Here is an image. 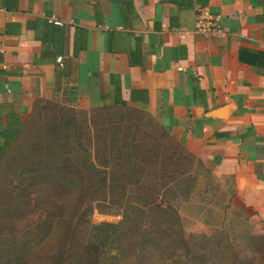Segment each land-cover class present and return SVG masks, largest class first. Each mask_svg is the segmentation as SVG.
<instances>
[{
	"label": "crops",
	"instance_id": "obj_1",
	"mask_svg": "<svg viewBox=\"0 0 264 264\" xmlns=\"http://www.w3.org/2000/svg\"><path fill=\"white\" fill-rule=\"evenodd\" d=\"M204 7L224 36L196 30ZM0 43V170L45 105L131 107L213 182L207 207L181 206L185 232L264 234V0H0Z\"/></svg>",
	"mask_w": 264,
	"mask_h": 264
},
{
	"label": "trees",
	"instance_id": "obj_2",
	"mask_svg": "<svg viewBox=\"0 0 264 264\" xmlns=\"http://www.w3.org/2000/svg\"><path fill=\"white\" fill-rule=\"evenodd\" d=\"M45 109H50L52 116L63 112L57 120L46 125L48 136L35 145L29 158L21 157L19 163L18 155L7 156L1 165L0 174L12 177L5 183L0 177V190L3 191L0 193V264H61L58 262L63 259L60 241L64 231L69 229L65 221L75 213L80 214L82 208V202L72 199L82 197L89 179L102 187L109 202L110 199L114 202L113 193L118 191L122 219L118 223H92L95 206L90 203L82 208L84 214L77 217L81 224L75 237L76 240L82 238L83 245L81 254L72 264H207L209 253L191 246L178 209L158 199L154 193L149 194L147 182L142 183L158 168V148L141 150L133 140L118 144L108 136L105 128H92V132L85 135L80 125L82 121L72 111L87 116V110L56 105H45ZM87 117L90 122L89 113ZM56 121L60 133L53 127ZM164 133L172 140L167 131ZM172 141L177 146L173 153L179 158L173 161L163 149V159L159 161L163 177L166 176L165 167L176 161L183 167L178 174H187L196 159L181 144ZM147 165L156 169H147ZM137 173L142 179L137 180ZM175 175L173 173L171 178ZM30 178L33 182L37 179L43 182L37 187L43 190L40 197L31 195L35 186L31 187V183L24 180ZM156 180L155 192L167 189L171 182L161 179L159 174ZM132 185L136 189L131 190ZM57 205L62 207L61 213ZM112 208L99 209L109 213L115 210ZM70 210H75L71 216L67 213ZM245 237L264 249V234L246 232ZM69 240L71 238H66ZM234 254L232 261L222 264H252L242 250L235 248Z\"/></svg>",
	"mask_w": 264,
	"mask_h": 264
},
{
	"label": "rangeland",
	"instance_id": "obj_3",
	"mask_svg": "<svg viewBox=\"0 0 264 264\" xmlns=\"http://www.w3.org/2000/svg\"><path fill=\"white\" fill-rule=\"evenodd\" d=\"M49 110L50 109L44 110V113L46 112V114H43L42 111L43 115L41 114V116L38 118V123L32 125L31 130H29L28 132L27 138L22 141L19 150H17L18 154H16L18 155V162L21 160V157L29 158L30 154L35 149V145L48 136V134H46V125H49V122L51 120H57L59 115H62L63 113L62 111H59L60 114L52 116L53 113H51ZM55 111L57 112V109H55ZM87 111L91 116L90 122L88 121L89 117H87L88 113L87 116H85L84 113L72 111V113L76 114L79 120L82 121L80 125L82 128H84L83 132H85V135L88 132H92V128L94 130L95 128H105L108 130V136H110L112 139L114 138V140L118 144H122L123 142L128 140L129 142L133 140L135 141L134 144L137 145V148H141V150L149 148L159 149L157 170H153V174L149 176L147 180L144 178V180L142 181V183L145 181L147 182L150 189L149 194L154 193V195H156L158 199H161L162 201L167 203L170 202L172 205H174V207L178 209L180 215L181 206L188 204V201H191L190 203H193L192 205H195L197 207H201L202 205L206 204V200L204 199L206 195H202L201 193L207 191V189L212 186L211 184L213 182H209L206 179L205 173H208V171L206 167L203 164L197 162L196 159L193 160L192 170L187 172V174H178V172H180L183 167L179 166V163H177L176 161V163L167 165L165 167L166 176H162L163 171L160 170L161 163H159V161L163 159L161 158V153L164 151L163 149L167 151L166 156L172 157L173 161L179 158V155H175V153H173L174 150H177V146L175 145V143H173L172 140L165 137L163 128L152 115L145 111L125 106H106L95 111ZM57 122L58 121L53 122V127L55 128V130H57L59 125L57 124ZM57 132L60 133L61 129L57 130ZM87 142H89V140H87ZM35 152V154L37 155L38 150H36ZM145 158H147V156H145ZM147 161L149 162L150 159L147 158ZM150 168V165H147V169ZM173 173H175L176 175L174 176V178H171ZM158 174L161 179L163 178L165 180H170L171 182L168 185L167 189L155 192V182L158 181H155V176ZM200 175H202L203 180H198ZM0 177L1 179H4L1 182L5 183V181L10 179L12 176H5V173H2L0 174ZM136 177L137 180L140 177L142 179V176L139 173H137ZM31 179L32 178L24 179L26 182L31 183V187L35 186L34 190H32L33 192L31 193V195L34 197H40L39 195L43 193V190H37V187L43 182L38 179L36 180V182H33V179ZM86 181L87 185L85 190L83 191L82 197L73 198L72 200L74 201L77 199V203L82 202V208L86 207L87 204L90 203H92L91 205L95 206L93 214L91 216L92 223H98L102 221L115 223L120 222L122 219V210L117 202L120 200V194L118 193V191L115 190L113 193V198L115 199L114 202L111 199V202H109V199L104 197L102 187H97V183H91L90 179ZM132 189H136V187L132 185L131 190ZM2 192L3 191L0 190L1 194ZM106 207H113L112 209L115 210L113 212L103 213L99 209ZM205 207H207V205H205ZM82 208L80 214L75 213V210H70L67 212L71 213L69 216L73 215L74 213L76 215H73L65 221V226H68L69 229L66 230V233L64 231V237L60 241V256H62L63 259L59 260L58 262L61 264H72L73 260L81 254V245H83V239L79 238L76 240L75 232L81 224V222L78 221V218L81 216V214H84V209ZM56 209H59L60 213L63 211L62 207H58V205ZM185 210H187V212L189 213V208ZM40 220L41 219H39V221ZM184 224L186 228H189L188 232H185V229L184 232L186 237H188V241L191 246L197 251H207L209 253L207 255V264H222L232 261L235 255V248H237L238 250H242L243 255L249 256L252 260V264H264V249L261 247V245L254 243V241L247 240L245 237L246 232L253 233L251 228L248 227V224L245 225V223H241V221L238 222V220L227 223L229 224L227 225V227H212L203 222H197L196 224L192 225L191 221L189 220L184 221ZM40 233H42V231ZM66 238H71V241L72 239L73 241H66ZM58 259L59 258H57L56 260Z\"/></svg>",
	"mask_w": 264,
	"mask_h": 264
},
{
	"label": "built area",
	"instance_id": "obj_4",
	"mask_svg": "<svg viewBox=\"0 0 264 264\" xmlns=\"http://www.w3.org/2000/svg\"><path fill=\"white\" fill-rule=\"evenodd\" d=\"M55 23H60L55 17L52 18ZM196 30L205 35L224 36L225 31L219 22V15L204 7L197 13ZM1 46V43H0Z\"/></svg>",
	"mask_w": 264,
	"mask_h": 264
}]
</instances>
